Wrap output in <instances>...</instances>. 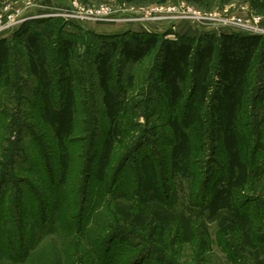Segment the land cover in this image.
<instances>
[{"label":"trees","instance_id":"trees-1","mask_svg":"<svg viewBox=\"0 0 264 264\" xmlns=\"http://www.w3.org/2000/svg\"><path fill=\"white\" fill-rule=\"evenodd\" d=\"M250 7L260 13L264 0H250ZM67 23L23 24L14 36L32 80L38 120L53 143L55 167L45 164L44 149L43 160L37 149L28 166H17L34 181L36 194L27 192V202L16 182L0 176V264H46L32 251L49 236L68 242L76 253L84 250L88 213L79 201L67 198L66 188L85 77L93 71L106 120L96 163L87 170L95 184L104 186L123 141L121 117L132 85L131 76L127 86L120 83L118 64L138 65L151 55L171 143L166 152L137 156L133 175H118L117 188L106 201L113 229L103 246L91 244V259L112 264L111 244L117 242L115 264H142L151 255L168 264L175 247L199 244L209 250L212 227L230 263L246 259L264 264V164L258 163L264 106L254 95V85L264 82V36L203 33L168 40L148 30L89 32L96 41L79 55L84 39L68 31ZM13 53L0 39L2 95L15 84ZM82 57H89L88 69H83ZM51 264H63L61 257L55 254Z\"/></svg>","mask_w":264,"mask_h":264},{"label":"rangeland","instance_id":"rangeland-1","mask_svg":"<svg viewBox=\"0 0 264 264\" xmlns=\"http://www.w3.org/2000/svg\"><path fill=\"white\" fill-rule=\"evenodd\" d=\"M74 3L79 7L109 6L115 15L112 23L86 20L76 23L82 28L67 23L68 31L84 39V47L81 45L84 43L78 45L79 55L85 53L87 46H91L92 42L96 41L87 35L89 32L118 35L127 31L139 32L146 30V27L151 30L150 32L157 30L159 34L166 35L165 39L173 40L177 35L198 36L210 33L219 36L222 33H248L251 29H244V26L256 27L253 30L256 31L255 34L264 30V10L256 13L250 7V0H0V39H5L13 49L14 58L11 59L10 74L15 83L3 95L0 93V176L5 174L6 178L9 177L11 181L16 182V187L20 192L23 191L22 200L26 202L29 198L27 192L31 191L30 193L35 197L34 181L17 166L20 168L28 166L30 155L33 157L34 154L35 158L37 149L40 160H43L44 149V162L47 166L54 168L55 162L51 152L53 143L41 126L35 111L33 84L27 75L22 58L23 49L20 41L14 36L23 24L34 27L41 20L60 19L49 15L55 10L69 9ZM31 22L34 23L30 24ZM167 24L169 29L163 31ZM89 57H82L83 69L85 67L88 69L90 66ZM118 65L121 66L118 74L120 83L127 86V77L131 76L132 85L127 89L126 106L121 117L123 141L115 149L112 170L104 186L93 182L91 170L96 163L95 155L101 145L106 123L101 92L93 71L85 77L87 84L79 95L81 105L77 108L75 116L76 131L70 149L71 171L66 194L70 200L74 198V201H79L84 207L85 214L88 213V224L84 235L87 242L81 244V246L85 245L84 250L76 253L68 242L49 236L36 246V251H32L36 254L37 260H42L46 264H51L55 254L61 257L63 264H99L91 259V254L96 245L103 246L108 241L109 228L113 229L114 220L106 209V201L111 199V192L117 188L120 181L118 175L122 177L133 175L137 156L144 151L166 152L171 143V132L167 127V111L161 101L153 55L138 65L129 66L124 63ZM254 95L258 97L261 106H264V82L254 85ZM262 116L259 129L262 138L261 151L258 154L260 164L262 162L264 164V114ZM89 166L91 169L87 170ZM30 186L32 189H29ZM27 187L29 191H26ZM1 192L9 195L5 189ZM40 199L44 200V198ZM37 211L41 210L38 208L35 212ZM210 233L209 250L203 249L199 244L193 247H175L168 256L170 260L168 264H232L218 245L217 235L212 227ZM92 243H95L94 247L91 246ZM111 245L112 251L109 255L112 256L110 257L112 264H115L119 257L118 245L117 242ZM155 256L151 255L142 264H167V262H158ZM238 262L253 264L246 259Z\"/></svg>","mask_w":264,"mask_h":264},{"label":"built area","instance_id":"built-area-1","mask_svg":"<svg viewBox=\"0 0 264 264\" xmlns=\"http://www.w3.org/2000/svg\"><path fill=\"white\" fill-rule=\"evenodd\" d=\"M50 17H57L60 19H63L66 22H70L73 24L76 23H82L85 20L86 21H92V22H101V23H112L115 20V15L111 7L109 6H97V7H83V6H77L76 3L73 4V6L69 9L65 10H55ZM27 19V18H26ZM253 27V26H252ZM251 26H244V29H251L248 32L252 35H264V30H260L257 34L254 28Z\"/></svg>","mask_w":264,"mask_h":264},{"label":"crops","instance_id":"crops-1","mask_svg":"<svg viewBox=\"0 0 264 264\" xmlns=\"http://www.w3.org/2000/svg\"><path fill=\"white\" fill-rule=\"evenodd\" d=\"M145 29L148 30V31L150 30V29H148V28H146V27H145ZM167 29H169V24H167L166 26H164L163 31H164V30H167ZM150 31H151V30H150ZM154 31H156L155 33H158L157 30H153L152 32H154Z\"/></svg>","mask_w":264,"mask_h":264}]
</instances>
